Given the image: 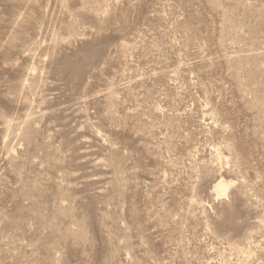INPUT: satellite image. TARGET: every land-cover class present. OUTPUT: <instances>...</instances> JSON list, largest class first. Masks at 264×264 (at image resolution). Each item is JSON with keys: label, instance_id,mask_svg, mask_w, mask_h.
Wrapping results in <instances>:
<instances>
[{"label": "rangeland", "instance_id": "1", "mask_svg": "<svg viewBox=\"0 0 264 264\" xmlns=\"http://www.w3.org/2000/svg\"><path fill=\"white\" fill-rule=\"evenodd\" d=\"M0 264H264V0H0Z\"/></svg>", "mask_w": 264, "mask_h": 264}, {"label": "bare ground", "instance_id": "2", "mask_svg": "<svg viewBox=\"0 0 264 264\" xmlns=\"http://www.w3.org/2000/svg\"><path fill=\"white\" fill-rule=\"evenodd\" d=\"M216 190L219 192V194L226 195L228 190V185L225 182L221 181L217 184Z\"/></svg>", "mask_w": 264, "mask_h": 264}]
</instances>
